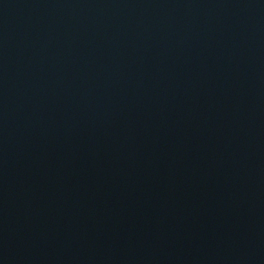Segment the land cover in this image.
Returning <instances> with one entry per match:
<instances>
[{"label":"water","instance_id":"water-1","mask_svg":"<svg viewBox=\"0 0 264 264\" xmlns=\"http://www.w3.org/2000/svg\"><path fill=\"white\" fill-rule=\"evenodd\" d=\"M264 80V0H0V100Z\"/></svg>","mask_w":264,"mask_h":264}]
</instances>
